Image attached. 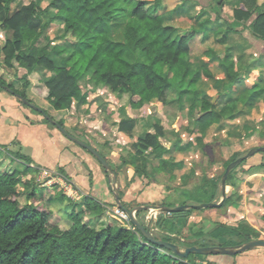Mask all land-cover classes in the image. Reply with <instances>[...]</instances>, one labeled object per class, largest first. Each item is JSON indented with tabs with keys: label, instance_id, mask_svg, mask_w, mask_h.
Wrapping results in <instances>:
<instances>
[{
	"label": "trees",
	"instance_id": "1",
	"mask_svg": "<svg viewBox=\"0 0 264 264\" xmlns=\"http://www.w3.org/2000/svg\"><path fill=\"white\" fill-rule=\"evenodd\" d=\"M14 1L0 0V27L9 33L1 46L2 63L7 68L25 67L28 74L37 68L48 70L50 76L39 83L47 91L46 97L53 108L67 110L75 101L86 103L91 90L83 81L91 80L107 87L119 101L126 99L129 108H146L149 116L153 111V100L179 107L188 100V134L196 133L201 126L220 122L224 116V111H217L212 100L204 96L203 80L212 79L213 73L195 57L209 55L211 61L217 62L225 72L230 85L243 77V71L231 59L229 49L218 52L208 44L206 50L195 53L191 40L198 33H203L202 40H208L213 33L214 43L225 45L229 33L239 31L241 24L249 22L247 26L252 35L264 40V1L258 0H231L230 3L235 4L233 20L224 15L228 1L213 0L210 6L201 8L190 18V27L186 31L168 22L165 16L149 11L150 4L163 9L164 0H48L46 4L45 0H31L16 9L13 8ZM187 1L182 0L173 14H178ZM119 14L123 18L122 33L114 38L113 24ZM55 22L62 25L58 39L65 41L66 47L46 35ZM42 37L48 42L40 47L38 43ZM28 74L23 77L26 87L30 85ZM2 84L31 101L24 90H18L0 75L1 87ZM253 99L251 95L249 102ZM121 111L126 114L125 109ZM58 122L65 127L63 121ZM136 124V119L124 117L119 130L131 134ZM155 128L154 133L148 128L141 133L133 145L131 158L122 161L121 166L133 165L135 175L146 174L144 165H138L139 160L145 162L146 156L147 160L148 156L161 158L166 153L160 140L163 132L157 125ZM247 151L233 155L223 173L230 162ZM4 157L18 165L3 168ZM245 162L231 170L227 186L235 185L236 170ZM32 164L33 159L21 151H12L6 145L0 147V264H193L190 258L197 254L180 258L148 241L137 229L124 227L116 221L103 222L105 205L89 195L73 201L62 190L52 189L49 205L42 206L34 177L29 176L38 171ZM110 165L118 175L116 168ZM260 166L264 167V162ZM106 173L108 175L109 171ZM220 185L221 178L215 183L216 191L208 202L222 196ZM22 195H26L25 204L20 201ZM119 195L122 200L120 190ZM123 204L127 208L133 207ZM230 204L237 205L233 195H227L223 204L214 208ZM151 205L174 207L165 201ZM199 209L203 208L160 213L156 224L164 233L156 237L174 242V236L165 231L181 237L183 231L177 228L180 224L177 220L186 219ZM142 212L144 210H139L136 214ZM64 218L69 220L67 225L61 224ZM213 224L210 227L201 221L200 226L195 225L197 237L206 241L202 245L214 244L217 237L227 238V245L260 238L258 230L245 220L237 225ZM189 230L193 231V227Z\"/></svg>",
	"mask_w": 264,
	"mask_h": 264
},
{
	"label": "crops",
	"instance_id": "2",
	"mask_svg": "<svg viewBox=\"0 0 264 264\" xmlns=\"http://www.w3.org/2000/svg\"><path fill=\"white\" fill-rule=\"evenodd\" d=\"M226 1L228 2L224 8V15L233 20L235 4H231V0ZM181 3L182 0L163 1L165 7L159 9L158 14L165 16L168 22L186 31L190 27V18L195 16L201 7L193 1H187L184 3L183 8L178 10V14L174 15L173 11ZM195 4L196 6H194ZM227 7H231V10L228 11ZM249 24L250 22L246 25L241 24L238 27L239 31L229 33L225 45L211 44L212 39L214 41L213 33L208 40H202L203 33H198L191 40V47L195 50V53L206 50L208 44L212 45L218 52H224L226 48L229 49L231 59L235 60L237 68L243 71L242 79L238 83L230 85L225 72L217 66V62L211 61L209 55L195 57L200 58L203 64L213 73L212 79L202 81V89L206 94L204 96L212 100L217 111H224V116L220 122L201 126L194 134L186 132L189 122L190 103L188 100L180 107L163 105L157 100H153L151 102L153 111L149 116L146 108H129L126 99L119 101L113 95H95L91 91L86 103L75 101L70 109H54V112L57 113L70 110L72 112L78 108L76 106L79 104L80 107L86 105V109L89 110L93 105L92 99H95L96 104H99L100 97L111 100L112 103L107 104V106H111L110 111L107 107L100 108V105H98V112L91 114L96 116L95 119H91L92 116L88 119L92 123H100H95L97 125L95 126L96 130L97 127L101 128L100 130H104L105 136L107 130H109L108 126L111 127L113 133L108 134L105 139H100V141L94 140L96 143L95 148L100 152L104 151L106 155L109 154L110 148L115 152L123 150V145L130 149L137 141L138 136L147 128L152 133L156 132L155 125L162 130L160 140L166 148V153L161 158L148 156L147 160L146 156L145 162L138 161V165H142V167L144 165L146 174L142 176L135 175L134 167L130 163L121 166L124 159L129 160L134 148L131 152L128 151L126 154L121 153L118 155L120 159V162L116 165L118 175L114 173L117 176L118 188L122 193L121 201L131 204L133 207L163 201L175 206L184 202L183 194L172 197L176 198L173 199L174 202H168L167 200L171 197L172 194L170 193H173L172 191L182 188L191 191L193 194L205 193L210 197L216 191L215 183L220 178L222 179L225 164L233 155L247 151L252 147L264 146V40L252 35L247 26ZM50 34L51 31L47 30L46 35L53 39ZM5 35L6 30L0 27V42H3V38L6 39ZM42 38L45 39V42H48L45 37ZM51 44L54 45L55 42ZM11 70L15 71L19 77L28 74L25 67L17 65L14 68H5L2 65L0 75L5 77L4 74ZM49 76L50 72L48 70L37 68L36 71L28 74V80L34 86L38 77L45 80ZM31 90L36 93L34 87ZM44 94L47 95V91L43 90L40 95ZM251 95L254 96L253 102H249ZM121 109H125L126 114H123ZM171 109L175 110L172 111ZM20 111L22 116L26 115V109L18 105L16 99L9 97L5 93V89L0 87V144L11 145L13 141H17L21 147L30 148L31 153L34 154L37 152L36 148L39 144L29 142L27 134L29 131L32 132L31 130L38 128L50 129L51 139L55 142L62 141L61 132L57 128L50 127L39 117L22 118ZM110 114L113 118L112 124H109L107 120ZM124 117L137 120L131 134L119 130V123ZM89 125L91 126V124ZM16 127L19 130L23 128L21 133L16 131ZM12 128L16 130L13 129V132H11ZM111 134L114 138L113 136L108 137ZM131 136H133V139L130 142ZM106 143L108 144L107 147ZM75 148L72 146L74 153L77 155L81 153L80 149ZM31 158L33 163L43 166L33 155H31ZM262 162H264V152L246 159V162L238 168V172L235 174V185L227 186V195H233L234 200H237V205L230 204L223 208L195 210L187 217L189 218L187 227L191 228L201 221H205L208 226L213 227V223L216 222L237 225L239 221L245 220L256 228L260 238L264 239V167L260 166ZM58 167L62 168L63 172L61 170L60 172L63 175L66 174V177L70 178L84 194L105 205L104 216L101 220L109 222L112 211L117 208L111 173L109 172L107 175V170L103 165H98L93 161H90V164L88 163L85 167H77L71 162L64 165L59 164ZM50 196L47 197L48 201ZM193 202L194 200H188L187 204ZM182 218H180L179 223ZM190 219L193 220L192 223ZM160 232L164 233L163 230H160ZM165 233L170 236H180L166 231ZM182 236L181 234L180 238ZM223 239L227 240V238ZM219 256L209 255V259L206 261L215 264H264V248L251 249L239 255L225 258Z\"/></svg>",
	"mask_w": 264,
	"mask_h": 264
},
{
	"label": "rangeland",
	"instance_id": "3",
	"mask_svg": "<svg viewBox=\"0 0 264 264\" xmlns=\"http://www.w3.org/2000/svg\"><path fill=\"white\" fill-rule=\"evenodd\" d=\"M31 0H15L13 3V8L16 9L17 7L21 6L22 4H27L29 3ZM150 1H154V0H150ZM174 1H178V0H174ZM188 1H193L195 3H197L198 6H200L201 8L203 7H208L210 6V4L212 3L213 0H188ZM262 2L264 0H258V2ZM48 2V0H45L44 3L46 4ZM164 2H167V0H164ZM260 2V3H261ZM196 6V4L194 5ZM156 6L154 4H150L148 5V9L151 12L154 13H158L160 12L159 9L155 8ZM228 11L231 10V7H227ZM113 37L114 38H118L121 36L122 33V28H123V18L121 16V14H119V16L115 19V24H113ZM51 31V36L52 38H54L55 42H59L63 45V47H66V42L63 40L58 39L61 32H62V25L58 24L56 22V24L54 23L49 29L48 31ZM8 32H6V35L4 37H8ZM71 40H73L71 38ZM3 42H0V67L3 65L2 63V52H1V46L5 41V38L2 39ZM47 43V41L45 42V39H40L39 40V46L42 47L43 45H45ZM211 44H214V41L212 39ZM196 63V61H195ZM194 63V64H195ZM7 68V67H5ZM171 74V73H170ZM3 77L4 80L7 83H11L15 88H17L18 90L22 91L24 90L27 94V97L29 99H31V102L42 108L47 114H49L50 116H52L55 120L59 121H63L65 124V128L70 131L73 135L77 136L78 138L86 141L89 144H92L94 147L96 146L95 144V139L99 140L100 139H105L106 136L110 133H113L111 131V127L108 126L107 130V135H104V130H100L101 128L96 127L97 126L94 122L92 123L91 121H88V119H95L96 116L91 115L94 113L98 112V105H100V108L103 106L107 107L108 111L111 110V106H107L108 103H112L111 100H106L103 97H100L101 99L99 100V104H96V102H94L95 99H92L93 101V105L91 106V108L86 109V105H83L82 107H80L79 104H77L76 107H78L77 109H75L74 111L71 112L70 111H62V112H54L55 108H53V106L51 105V103L49 102V100L46 97V94L44 95H40L42 93L43 90H45V88L43 86H41V84L39 83L40 81L43 82V79L38 77L36 79V82L34 84V86H32V84L30 83V85L28 87H26L25 85V79L23 77H19L18 75H16L15 71H8L7 74H4ZM83 83L85 85H87V88H89L92 92H94L95 95H111L109 93V90L107 87L104 86H100V85H96L95 83H93L91 80H84ZM1 87V86H0ZM34 87V91L36 93H34L31 88ZM4 89V88H3ZM46 91V90H45ZM5 93L9 96L12 97L13 99H16V101L18 102V105L22 106L23 108L26 109V115L24 114L22 116V113L20 111V115L23 118H27L32 116L33 118L35 117H39L40 120L44 121L46 124H48L50 127H53V124L51 122H49V120L46 118V116L37 111L35 108L27 105L26 103H24L22 100H20L19 98H16L13 94L9 93L7 90H5ZM88 104H90L88 102ZM109 105V104H108ZM84 107V109H83ZM86 110V111H85ZM172 111H174L175 109H171ZM99 118V117H98ZM106 118V117H105ZM175 118V117H174ZM112 115H108V123L112 124ZM173 119V118H171ZM34 120V119H33ZM48 120V121H47ZM103 121V120H102ZM87 122V123H86ZM68 123V124H67ZM91 124V126L89 125ZM100 124V123H97ZM56 128V127H55ZM13 129H11V132H13ZM17 129V130H16ZM17 132L22 131V129L19 130L18 127H16ZM93 129V130H92ZM50 130V129H49ZM47 129H34L31 130L32 132H28L27 136L29 139V142L31 143H37L38 147L36 148L37 152L36 153H31V149L30 148H25V147H21V145L19 144V142L17 141H13V143L11 145H6L8 148H10L12 151H21L22 153L28 155L31 157V155H33L36 160L43 166H40L38 164H36L35 162L32 164V167L37 168L38 171L36 172H32L29 174V176L33 175V183L36 184L37 187V192H38V200H39V204H41L42 206H48L49 205V201H48V196L49 195H53L52 193V189H54V191H57V189H60V185L58 183V179H54L52 178V180L49 182V179L51 176L55 177L57 174V171L62 174L60 172V170L63 172L62 168H59L58 165H64V164H69V162L75 164L77 167H85L88 163L90 164V161H93L94 163H97L98 165H102V163L87 149L74 144L70 139H68L65 135H63L61 133V138L62 141L58 142V141H53L51 139V135L50 132ZM113 136L112 134L108 137ZM114 138V136H113ZM130 142L133 139V136L130 137ZM115 140V139H114ZM129 141V140H128ZM119 145L120 142H118ZM2 145L5 144H0V147H2ZM68 145V146H66ZM75 148L77 147L78 149H80L79 151H81V153H79L78 155L76 153H74L72 151V146ZM107 147V143L105 144ZM129 145V144H128ZM127 145V146H128ZM35 146V145H34ZM124 149L121 150L120 152H115L112 150V148H110L109 150V154L106 155V153L104 151H102L103 154H105V156L107 157V159L109 160L110 164H112V166L114 168H116V165L120 162L119 156L121 153L126 154L128 151L131 152V150L134 148V146H131L130 149H127L125 145ZM75 148V149H77ZM99 148V147H98ZM101 148V147H100ZM134 150V149H133ZM133 152V151H132ZM260 154V152L255 153L253 156H256ZM131 158V157H130ZM16 165H18V163L13 162L9 157H4L3 158V168L8 169V168H14ZM69 166V165H68ZM104 167V166H103ZM50 169L51 171H55V172H51V176H41L40 175V171L41 169ZM239 168V167H238ZM238 168L236 170V172H238ZM114 172V171H113ZM65 174V173H64ZM63 175V174H62ZM64 176H67L66 174ZM111 177H113V175L111 174ZM221 187V186H220ZM50 190V191H49ZM61 190V189H60ZM59 191V190H58ZM173 193L171 197H169L167 200L168 202H174L173 199L176 198H172V197H176V196H181L183 194V198H184V202H188V200H194V202L192 204H199V203H204V202H208L209 201V197L205 194V193H196L193 194L191 191L186 190L185 188L182 189H176L174 191H172ZM193 194V195H192ZM169 196V195H168ZM221 195L219 196L218 201H220L221 199ZM20 201L22 204L26 203V195H22L20 197ZM196 202V203H195ZM187 204V203H186ZM129 205V204H127ZM183 205V204H182ZM178 206V205H176ZM118 208V207H117ZM116 208V209H117ZM214 208V207H213ZM203 209H207V208H203ZM203 209H200L201 211ZM116 210L112 211V215L115 214ZM192 213V212H191ZM149 211H144L142 213H138L137 217L138 218H145V223L152 224L153 222L156 223L157 220L160 217V213H153V218L151 219V221H149ZM110 216L109 219L110 221H113L118 224H121V222L119 220H117L115 217ZM190 216V215H189ZM187 216V217H189ZM189 222V218L183 219L179 226H177V228L181 229L183 231V236L184 238H180V236H174L172 239L174 242L178 243L179 245H181V248L184 249L188 246H199L202 244H205L204 242L205 239L202 237H197V234L195 232L198 231V228L195 227V225L193 226V231L189 230V228L187 227V224L185 226V222L186 221ZM179 220H177V222H179ZM69 222L68 219L64 218L63 220H61V224L62 225H67ZM103 222H106L105 220ZM190 222L192 223L193 220L190 219ZM201 222L198 223V226H200ZM157 225V224H156ZM169 225V224H168ZM124 227L127 228H132L131 224H126ZM192 228V227H191ZM181 231V232H182ZM156 236H160L161 237V232L160 229L157 227V229L154 231ZM213 242V241H211ZM214 244L215 245H227V242L225 239L217 237L214 240ZM240 243H236V244H232V246L237 245ZM228 246H231L228 244ZM220 255L219 257H229V256H236V255H228V254H218ZM239 255V254H237ZM214 256V255H212ZM209 259V255H203V254H197L196 256H192L190 258L191 263L193 264H215L212 262H208L206 260Z\"/></svg>",
	"mask_w": 264,
	"mask_h": 264
},
{
	"label": "water",
	"instance_id": "4",
	"mask_svg": "<svg viewBox=\"0 0 264 264\" xmlns=\"http://www.w3.org/2000/svg\"><path fill=\"white\" fill-rule=\"evenodd\" d=\"M2 87L10 92L11 94L15 95L17 98L22 100L24 103L27 105L35 108L37 111L43 113L46 118L55 125V127L63 134L65 135L68 139H70L74 144H77L87 150H89L104 166V168L109 171L113 175V188H114V197L117 206L124 210L130 220L131 223L135 226V228L145 237L147 238L148 241L155 243L159 246H162L166 248L167 250L175 253L178 257L180 258H187L190 254H203V255H218V254H228V255H237L240 253H243L245 251L251 250V249H256V248H264V239L263 238H254L249 241H245L243 243L234 245V246H228V245H202V246H188L184 249L181 248V245L175 242H169L160 238H157L154 231L157 229L156 223L149 224L145 223V218H138L137 217V211L139 210H144V211H149V221L152 219L153 213H173V212H179L184 209H189V208H213V207H219L223 204L226 196H227V179L228 176L233 168H235L239 163L242 161L248 159L249 157L253 156L257 152H262L264 151V146L261 147H252L249 149L246 153L243 155H240L238 158L230 162L224 174L222 175L221 179V194L222 197L220 201H210V202H204V203H199V204H183V205H178V206H168V205H163V206H153L151 204L147 205H138L132 208H127L124 206L123 202L120 199L119 195V188H118V183H117V176L113 172L111 165L107 162V160L102 156V154L91 144L87 143L86 141L78 138L77 136L73 135L70 131H68L63 125H61L57 120H55L52 116L47 114L42 108L34 105L31 101L27 100L25 97H23L20 93L16 92L13 88L9 87L8 85H3Z\"/></svg>",
	"mask_w": 264,
	"mask_h": 264
},
{
	"label": "built area",
	"instance_id": "5",
	"mask_svg": "<svg viewBox=\"0 0 264 264\" xmlns=\"http://www.w3.org/2000/svg\"><path fill=\"white\" fill-rule=\"evenodd\" d=\"M51 172L55 171L42 168L40 171V175L51 176ZM52 178L58 179V183L60 185L59 188L66 194L68 198L72 199L73 201H80L86 195L77 187V185L70 178L60 174L59 172H57L55 177L51 176L49 182L52 180ZM112 216L119 220L121 222V225L125 226L126 224H131L132 228L136 229L135 226L131 223L128 214L119 207L116 209L115 214H113Z\"/></svg>",
	"mask_w": 264,
	"mask_h": 264
}]
</instances>
